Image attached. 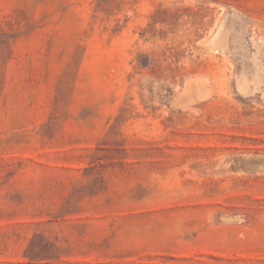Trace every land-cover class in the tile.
Instances as JSON below:
<instances>
[{"label":"rangeland","instance_id":"374dc122","mask_svg":"<svg viewBox=\"0 0 264 264\" xmlns=\"http://www.w3.org/2000/svg\"><path fill=\"white\" fill-rule=\"evenodd\" d=\"M0 264H264V0H0Z\"/></svg>","mask_w":264,"mask_h":264}]
</instances>
